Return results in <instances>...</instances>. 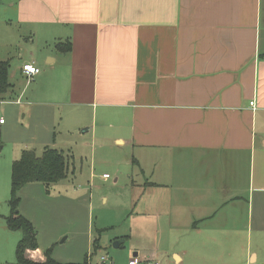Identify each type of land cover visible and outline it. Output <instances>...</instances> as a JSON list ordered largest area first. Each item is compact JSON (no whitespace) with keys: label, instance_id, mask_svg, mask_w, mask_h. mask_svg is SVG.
I'll return each instance as SVG.
<instances>
[{"label":"crops","instance_id":"obj_1","mask_svg":"<svg viewBox=\"0 0 264 264\" xmlns=\"http://www.w3.org/2000/svg\"><path fill=\"white\" fill-rule=\"evenodd\" d=\"M0 13L55 49L72 44L24 63L41 69L28 102L13 84L31 144L59 150L62 125L123 176L112 199L93 168L87 187L59 196L25 186L19 211L39 244L29 258L264 264V0H0ZM98 200L112 203L101 226ZM120 221L114 263L104 233Z\"/></svg>","mask_w":264,"mask_h":264},{"label":"rangeland","instance_id":"obj_2","mask_svg":"<svg viewBox=\"0 0 264 264\" xmlns=\"http://www.w3.org/2000/svg\"><path fill=\"white\" fill-rule=\"evenodd\" d=\"M56 55L60 56L55 49L54 40L45 41L40 37L33 39L27 25L20 26L16 22H4L3 14L0 13V62L7 61L10 63V83L17 86L19 90H24L22 103L30 100V94H32L35 84V78L32 81L27 80V78H22L20 69L23 64L27 62H36L39 56L42 63L46 64L49 58L53 59ZM13 90L14 89L9 91L5 97L0 95L2 98V101H0V119L7 122L6 126H0V264H19L16 258V250L19 242L24 236L22 230H10L7 222V218L12 214L9 200L11 198L12 189V165L14 161L17 160H14V158L16 154L17 156L19 154L18 158H20L23 152L22 150H34L39 155L43 150L41 144H31L30 130L34 125L31 122L30 114L28 113L25 117L26 113L24 109L17 106L16 97L13 98L11 96L14 92ZM23 106L25 107L24 104ZM56 130V146L59 150L63 151L66 156H69L70 176L66 182L62 183V185L65 186L62 187L61 184L59 186H53L51 190L52 193H56L57 196L60 195V192L61 194H65L66 188L71 187L72 184H85L87 187L88 182L92 181L90 172L93 168V171L94 169L96 170L95 173L97 177L92 186L103 187L102 189H105L112 199L116 193L114 189L119 187V183L122 181L121 180L117 184L114 180L118 176L123 179V176L120 175V172L117 171L112 163L105 160L102 156V152L104 153V151L97 148L91 159L89 148L87 150L85 149L86 143L82 140L84 138L80 136L79 132L66 134L62 129V125H59ZM103 174H108L110 179H105ZM93 187L90 186L89 189H93ZM111 205L112 203L105 206L102 201H97V205L94 209L95 225L101 226L103 223L107 222V220H105L102 223V219L104 218L103 212L107 214L111 209ZM124 229L125 223L120 221L117 223L114 230L110 229L104 233L106 235L107 246L102 250V253L105 254V256H107L110 251L117 253L118 261H114V263L125 261L123 249H115V243L117 241L114 239L115 234ZM94 236H99L96 228L94 230ZM127 245L129 246V244ZM58 247L65 248L66 246L59 245Z\"/></svg>","mask_w":264,"mask_h":264},{"label":"trees","instance_id":"obj_3","mask_svg":"<svg viewBox=\"0 0 264 264\" xmlns=\"http://www.w3.org/2000/svg\"><path fill=\"white\" fill-rule=\"evenodd\" d=\"M56 49L61 53L70 52L71 42L58 43ZM10 63L0 62V95L5 96L14 87L10 83ZM70 176L69 156L52 147H45L39 155L34 150H24L19 159L12 165L11 198L9 200L12 214L7 218L10 230H22L24 236L16 250L19 264H94L88 258L83 263H59L53 258V250H47L42 262L28 257L39 249L37 231L34 225L23 217L19 211L20 192L29 184H42L47 190L64 182Z\"/></svg>","mask_w":264,"mask_h":264},{"label":"built area","instance_id":"obj_4","mask_svg":"<svg viewBox=\"0 0 264 264\" xmlns=\"http://www.w3.org/2000/svg\"><path fill=\"white\" fill-rule=\"evenodd\" d=\"M22 72L27 78V80L32 81L35 77H37L41 73V69L34 64H24L22 67ZM255 103L251 102V106H254ZM4 120L1 119L0 124H3ZM105 179L109 178V175H104ZM110 261L106 257H102L100 259L99 264H109ZM142 261L139 258H133L129 264H141ZM146 264H159L154 262H147Z\"/></svg>","mask_w":264,"mask_h":264},{"label":"water","instance_id":"obj_5","mask_svg":"<svg viewBox=\"0 0 264 264\" xmlns=\"http://www.w3.org/2000/svg\"><path fill=\"white\" fill-rule=\"evenodd\" d=\"M1 150V149H0ZM116 246V245H115Z\"/></svg>","mask_w":264,"mask_h":264}]
</instances>
